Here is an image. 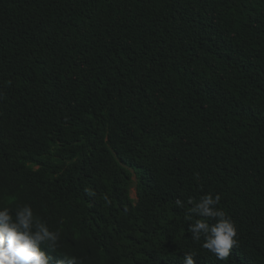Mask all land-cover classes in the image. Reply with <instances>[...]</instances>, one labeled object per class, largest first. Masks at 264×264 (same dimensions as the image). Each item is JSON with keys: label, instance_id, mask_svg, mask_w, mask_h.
I'll use <instances>...</instances> for the list:
<instances>
[{"label": "trees", "instance_id": "obj_1", "mask_svg": "<svg viewBox=\"0 0 264 264\" xmlns=\"http://www.w3.org/2000/svg\"><path fill=\"white\" fill-rule=\"evenodd\" d=\"M205 195L225 260L191 238ZM24 205L51 264H264V0H0V209Z\"/></svg>", "mask_w": 264, "mask_h": 264}, {"label": "clouds", "instance_id": "obj_2", "mask_svg": "<svg viewBox=\"0 0 264 264\" xmlns=\"http://www.w3.org/2000/svg\"><path fill=\"white\" fill-rule=\"evenodd\" d=\"M219 200V195H205L199 202L188 199L187 204L191 207L187 219L192 220L193 216L205 218L188 225L191 238L196 242L203 240V248L219 260H225L237 244V231L225 212L217 209ZM175 203L180 208L185 207V203L179 199ZM58 239V233L51 231L34 214L31 206L24 205L15 211L8 207L0 209V264H51V257L41 249L55 252ZM64 261L75 264V257L64 259L59 264H64ZM181 264H196L193 254L183 255Z\"/></svg>", "mask_w": 264, "mask_h": 264}, {"label": "rangeland", "instance_id": "obj_3", "mask_svg": "<svg viewBox=\"0 0 264 264\" xmlns=\"http://www.w3.org/2000/svg\"><path fill=\"white\" fill-rule=\"evenodd\" d=\"M131 197H132L133 199H135V190H134L133 186H132V188H131Z\"/></svg>", "mask_w": 264, "mask_h": 264}]
</instances>
